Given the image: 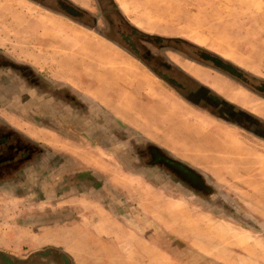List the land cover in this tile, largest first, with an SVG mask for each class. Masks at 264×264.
<instances>
[{"label":"rangeland","instance_id":"374dc122","mask_svg":"<svg viewBox=\"0 0 264 264\" xmlns=\"http://www.w3.org/2000/svg\"><path fill=\"white\" fill-rule=\"evenodd\" d=\"M50 3L54 10L33 0H0V50L84 97L93 115L110 123V139L106 126L90 117L44 129L37 102L18 103L24 110L18 120L0 112L66 163L46 184L28 172L22 184L0 188V253L11 264H264V138L196 106L121 36L135 30L170 47L186 49V43L260 86L264 0ZM182 66L264 123V94L215 69ZM14 105L8 100L0 108ZM91 123L100 128L93 132ZM128 137L133 145L157 144L201 172L212 197L159 170L134 168L132 151L119 142ZM84 170L102 182L98 191L63 199L32 192L41 185L55 189L66 172L74 177Z\"/></svg>","mask_w":264,"mask_h":264},{"label":"flooded vegetation","instance_id":"af4514ba","mask_svg":"<svg viewBox=\"0 0 264 264\" xmlns=\"http://www.w3.org/2000/svg\"><path fill=\"white\" fill-rule=\"evenodd\" d=\"M33 1L50 10H54V7L50 3L51 0ZM109 27V29L114 30V26L110 23ZM117 33H120L118 27ZM117 33L115 34L117 35ZM121 36L133 54L144 56L143 62L157 76L169 82L182 94L190 97L191 102L196 106L204 105L207 108H211L214 111L213 115L223 118L228 123L246 126L250 132H255V134L257 133V135H261L264 138L263 122L236 107L230 100L220 96L209 84L200 81L192 75L191 71L189 72L183 68L182 64L193 62L199 64V67L202 68L215 69L230 76L247 90L249 89L262 95L264 93V84L260 86L251 85L248 79L239 71L237 73L241 74L242 79L232 76L227 70H231L233 66L220 61L221 59L208 52H198L186 43L182 42L187 47L186 49L170 47V45L164 44V40L144 36L135 30L131 31L129 36L123 33ZM134 38L143 41L144 44L139 46L135 43ZM175 42L179 43V41ZM169 54L176 56L180 61L172 59ZM217 64L227 65L225 67L227 70H224ZM8 100L15 101L16 105L12 106L11 110L1 107L0 112L3 114L5 112L6 114L20 115L21 112H24V110H20V104L24 106L30 102H37L42 107L37 106V108L40 107L38 109L39 114L42 113L41 109L44 110L43 127L55 129L58 124L63 125L65 121L78 120V118L82 120L86 118L85 120H88V117H90L92 118V122H96L99 125L103 124V127L106 126L105 129L109 133L107 137L110 139V127H108V123L100 121L93 115L91 105L84 97L74 93L67 86H56L45 76L40 75L30 65L19 62L6 54V52L0 50V105H3V102L6 103ZM18 107L19 109H17ZM79 110L82 114L77 115L76 113ZM82 120H80L81 123ZM9 122L0 116V188L22 184V180H24L27 171L30 169L34 170L32 173L38 176L37 179L42 182L41 184L50 181L52 179L50 178L51 167H62L63 164L60 159L64 157H59V159L58 157L52 158L50 151L45 146L27 136ZM91 124V130L93 132L97 131V126L99 125H95V123ZM257 129L261 132L257 131ZM124 135L123 133L122 136L124 137ZM104 140L108 141L106 136ZM131 141L130 137H128L127 140L119 142L124 146L126 145L134 154V160L131 162L134 168L138 170H159L164 172L171 181L185 186L195 194L204 198L206 197L207 200L212 197L213 189L201 172L177 159L157 144L152 142H135L133 145L134 141L132 143ZM67 177L65 175L62 178L59 183L62 187L53 196L63 199L65 194H61V191L63 193L66 192V194L72 193L76 187L81 191L83 189H85L83 191L92 189L98 191L102 186V182H98V179L96 180V177L90 170L80 171L74 177L71 174H67ZM86 185H90L92 188H87ZM34 191L41 194L42 197L49 195L45 193V191L48 192L45 185L33 188L32 192ZM65 262H67L66 259Z\"/></svg>","mask_w":264,"mask_h":264},{"label":"crops","instance_id":"0c3cea01","mask_svg":"<svg viewBox=\"0 0 264 264\" xmlns=\"http://www.w3.org/2000/svg\"><path fill=\"white\" fill-rule=\"evenodd\" d=\"M16 59V58H15ZM17 60V59H16ZM17 61H19V62H22V61H20V60H17ZM22 63H25V62H22ZM26 64V63H25ZM29 65V64H28ZM31 67H33L32 66V64L30 65ZM34 68V67H33ZM195 70H197V71H199V72H204L205 73V71H203V70H199L198 68H195ZM36 71H40V70H36ZM189 71V70H188ZM190 72V71H189ZM205 83H207V82H205ZM210 85V84H209ZM67 86V85H66ZM211 86V85H210ZM67 87H70V86H67ZM74 113H76V112H74ZM253 113H255V112H253ZM5 114V113H4ZM77 115H80V114H82L81 113V111L79 110L77 113H76ZM12 117H14L15 118V120H18V118H16V116L15 115H12ZM3 119H7V118H5V117H2ZM124 119V118H123ZM6 121H8V120H6ZM9 122V121H8ZM10 123V122H9ZM17 126L20 128V124H19V122L17 121ZM17 126H15L14 125V127H17ZM193 127H194V125H192ZM191 126V127H192ZM17 127V128H18ZM108 127H110V123H108ZM18 128V129H19ZM44 128V127H43ZM100 127L99 126H97V129H99ZM45 129V128H44ZM194 129V128H193ZM49 130H54V129H49ZM134 155V154H133ZM50 156H51V154H50ZM52 158H57L58 156H54V155H52L51 156ZM59 158V157H58ZM130 160H129V164H130ZM63 164V166L62 167H55V168H52L51 167V171H50V178H52V174H54L56 171H61V168H63V167H66V163L64 162V163H62ZM28 172H34V170H32V169H30V170H28L27 171V173ZM67 173L68 172H66L65 174L67 175ZM64 174V175H65ZM62 178H64V176L62 177ZM98 178H96V180H97ZM52 179H50V181H51ZM98 182H100V180H97ZM47 183V181L44 183V184H46ZM82 184H84V183H82ZM76 186V185H75ZM62 186H60V184H59V187H56L55 189L53 188V189H51V190H48V192H46L45 191V193H48L49 195H56L57 193H58V190H59V188H61ZM86 187L87 188H92V187H90V185H86ZM75 188V187H74ZM83 190H85V189H83ZM81 191V190H78V188L76 187V189L72 192V193H68V194H66V192H64L63 193V191H61V194H65L64 196V198H67V197H70V195H73V194H78V195H80L81 197L83 196V195H85V194H87V193H90L91 191H93L94 189H92V190H86V191ZM95 191V190H94ZM110 247L112 248V250H113V254L115 253V248L112 246V245H110ZM113 254H111V255H113Z\"/></svg>","mask_w":264,"mask_h":264},{"label":"water","instance_id":"95a60500","mask_svg":"<svg viewBox=\"0 0 264 264\" xmlns=\"http://www.w3.org/2000/svg\"><path fill=\"white\" fill-rule=\"evenodd\" d=\"M67 12L69 14H72V15H75V16H78V13L77 11L74 10V8H70V7H67ZM222 61V60H220ZM218 66L222 67L224 70H227L225 67L227 65H223V64H217ZM229 74H231L232 76H236L238 79H242V76L240 73H237V70L235 71V68L232 67L231 70H227ZM235 72V73H234ZM249 82V81H248ZM264 94V93H263ZM259 137H262L261 135H258ZM0 260L2 261L3 264H11L10 261L6 258V256L2 253H0Z\"/></svg>","mask_w":264,"mask_h":264},{"label":"bare ground","instance_id":"6f19581e","mask_svg":"<svg viewBox=\"0 0 264 264\" xmlns=\"http://www.w3.org/2000/svg\"><path fill=\"white\" fill-rule=\"evenodd\" d=\"M198 127V126H197Z\"/></svg>","mask_w":264,"mask_h":264}]
</instances>
